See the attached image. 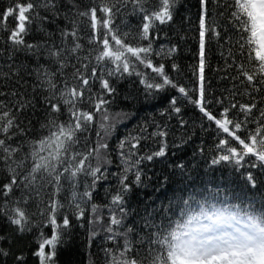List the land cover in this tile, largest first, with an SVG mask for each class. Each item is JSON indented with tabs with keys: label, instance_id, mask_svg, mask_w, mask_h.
<instances>
[{
	"label": "snow or ice",
	"instance_id": "6c2138e0",
	"mask_svg": "<svg viewBox=\"0 0 264 264\" xmlns=\"http://www.w3.org/2000/svg\"><path fill=\"white\" fill-rule=\"evenodd\" d=\"M63 2L64 10L61 9L62 0H10L0 11V60L5 61L0 64V87L10 86V83L19 85L8 92L0 90V97H8V100L0 99V162L9 177L0 186V216L16 226L20 233L31 231V218L21 204H28L33 195L40 196L46 186L51 189L45 193L46 201H42L44 222L37 238L38 251L34 253L39 264H55L57 245L63 242L64 234L70 229L71 219L81 222L83 227L86 213L90 238L103 232L105 241L114 245L104 249L105 264H264V222L259 218L242 227L218 232L211 226L192 229V222L200 224L201 218L182 220L184 211L181 210L178 219L165 217L167 222L159 224L149 219L153 215L149 213L144 218V227L149 231L143 235L133 227H125L128 212L124 196L128 191V174L131 172L135 182L140 184L139 165L167 154L170 133L166 123H146L136 133H129L120 140L116 155L122 171L116 176L117 192L106 205L99 206L93 200L97 185L109 178L108 140L115 126L126 118V114L113 113L109 108L116 92L111 78L119 80L125 74L138 76L145 95L153 98L165 88L176 89L179 97H173L161 115H167L169 120L175 115L181 128L187 123L180 116L181 98L198 109L202 120L214 122L218 135L215 150L223 154L214 158L213 164L228 161L241 167L248 155L264 164V0H215L216 6L228 5L230 28L225 31L231 32L224 37L220 52L225 64L219 70L226 73L220 79L232 82V87L224 90L227 95L223 97L212 96L211 80L207 75L211 41L216 40L219 45L221 40V32L217 30L219 24L210 16L213 0H198L196 35L193 36L197 50L193 54L194 63L189 65L191 81L187 85L178 84L163 63L165 59L172 60L171 69L179 72V64L172 59L177 54V45L154 47L160 38L159 25L173 20L180 0H88L83 10L77 0ZM41 10L48 15L42 16ZM129 15L139 19L135 32L122 31L116 24L117 16L126 18ZM187 19L191 22V17ZM61 20L63 27L59 24ZM34 23L36 32L44 38L29 41L26 38L32 34ZM45 23L54 24L56 32L47 30ZM121 23H126V19ZM82 31L84 36H81ZM5 32L7 36L3 35ZM56 35L58 40L53 39ZM82 39L91 46L87 53ZM17 54L32 58L36 64L30 68L26 60L17 61ZM153 56L161 62L155 63ZM41 59L51 61L55 69L41 64ZM73 60V72L68 76L65 70ZM140 66L151 72L138 70ZM233 68L234 75L229 72ZM24 76L34 77L36 83L32 85V92L39 88L47 93L42 98L46 119L41 122L35 138H26L29 151L17 157L24 144L13 146L9 143L15 135L25 131L16 122L17 116L36 106L34 96H25L27 81ZM58 77L62 78L61 84L57 83ZM97 81L100 90L93 92V82ZM237 96L247 97L249 102L237 100ZM209 105L220 106L221 110L214 113ZM65 112L67 119L61 120ZM251 124L256 127L250 129ZM150 127L151 132L148 131ZM201 127L203 129V125ZM94 129L95 138L92 139ZM242 129L246 133L244 138L238 134ZM219 131L237 140L243 150L238 152L230 141L219 138ZM190 138L182 136L171 147H182ZM149 139L158 147L139 155L141 141ZM248 140L251 144L246 142ZM81 141L83 147L78 148ZM248 179L251 181L254 177ZM65 186L69 192L65 197L67 205L59 199ZM16 190L21 191L19 198L13 196ZM183 204L188 206L189 200H183ZM60 217L62 222H58ZM203 219L211 221L212 216ZM44 226H51V238L43 233ZM134 231L136 241L132 239ZM136 243L145 248L137 250L133 256ZM46 246L50 248L47 253ZM0 255L6 257L8 252L0 249ZM17 261L23 264L24 257H17Z\"/></svg>",
	"mask_w": 264,
	"mask_h": 264
},
{
	"label": "trees",
	"instance_id": "16d2710c",
	"mask_svg": "<svg viewBox=\"0 0 264 264\" xmlns=\"http://www.w3.org/2000/svg\"><path fill=\"white\" fill-rule=\"evenodd\" d=\"M10 3V0H0V11ZM81 10L88 6V0H77ZM65 4L62 0L61 9L64 10ZM198 0H180L177 5L173 20L165 25H159V39L156 40L154 47L161 45H177V54L174 59L180 66L179 72H174L171 69L172 60L165 59V70L173 77L178 84L187 85L191 81V72L189 65L194 63L193 54L197 50V43L193 40L196 35L195 22L198 13ZM41 15H48V13L41 10ZM99 15V14H98ZM211 18L219 24L218 31L221 32V40L219 45L216 40H212L210 44V67L207 69V75L211 80V94L214 97H223L227 95L225 89L232 87V82L228 79H220L221 76L226 75L225 72L219 69L224 68V60L221 58L220 52L224 45V37L231 35V32H226V28H230L228 5L221 3L216 6L215 0L211 5ZM191 17V22L187 19ZM126 19V23H121ZM11 21V18H10ZM61 27L64 26V21H59ZM116 24L121 26L122 31L135 32L139 19L137 16L129 15L126 18L117 16ZM44 27L52 32H56V26L51 23H45ZM37 25H32V34L26 39L35 41L43 39L42 34L36 32ZM7 36L5 32L3 34ZM84 36V32H81ZM53 39L58 40V35ZM81 43L84 45L85 53L90 50L91 46L87 41L82 39ZM7 56V52H5ZM17 61H27L31 68L36 64V61L30 57H24L17 54ZM155 63H160V58L153 56ZM5 61L0 60V64ZM41 64L46 67L55 69V65L51 61L41 59ZM65 70L68 76L73 72L71 64ZM7 71V68L4 69ZM138 70L151 72L150 69H144L140 66ZM231 74H235V69H230ZM23 76L24 74L21 73ZM154 75V74H153ZM27 81L26 97H35V109H26L20 112L17 116V123L25 131L23 134L15 135L10 144L13 146L24 144L22 151L17 152L16 156L21 157L24 153L29 151L25 144L26 138H35L40 131V124L46 119L45 105L42 103V98L46 95L37 88L36 92H32V85L36 83L34 77L24 76ZM60 77L57 78V83L61 84ZM139 77L136 75L125 74L123 78L117 80L111 78L113 86L116 88L114 99L110 110L113 113L126 114V118L115 126L114 132L111 134L108 145L107 159L110 163L107 165L109 171V178L100 182L97 185L96 191L93 193L94 202L103 206L110 200L112 194H115L118 189L117 174L122 171L120 162L116 155L118 144L121 139L126 137L129 133H136L139 127L146 123L158 122L167 124L169 136L167 138L169 148L167 154L161 158H155L152 161H143L139 165L141 172V183L137 184L134 175L130 172L126 184L128 191L124 196V207L128 212V216L124 221L125 227H133L138 230L141 235L148 232L149 229L144 227V218L148 217L149 213H153L149 219L154 220L157 224L162 221L167 222L168 219H178L179 210L178 202L183 200L194 199V194L212 193L224 199H232L243 202L246 206L264 209V164L255 160V157L250 155L245 157L241 167H237L234 162L223 161L219 164H213L212 160L218 158L223 154L215 150L218 144V135L214 122L202 120V114L198 109L189 104L182 98L179 104L182 106L180 116L187 121L183 128L180 127L179 122L175 115L169 120L167 115L162 116L161 112L168 108L169 101L173 97H179L176 89L165 88L163 91L155 94V98L145 95L143 86L139 83ZM2 83V82H0ZM238 83V82H237ZM62 86V85H61ZM11 87L19 88V85L11 84L10 86L0 87V90L8 92ZM99 82H93V92L99 91ZM24 91V89H20ZM0 99L8 100V97H0ZM237 100H244L249 102L247 97L237 96ZM227 103V101H225ZM11 106V105H10ZM214 108V113H218L221 109L220 106L209 105ZM15 113V109H13ZM61 120L67 119V114L60 116ZM203 125V129L201 127ZM209 125H211L209 127ZM254 129L255 124L248 126ZM230 131L231 126L229 125ZM15 132L16 129H13ZM149 132L153 131L150 127ZM241 138H244L246 133L242 129L238 133ZM184 136L191 138L186 144L179 148H173L171 145L179 142V139ZM91 138H95V129L91 133ZM219 138L227 139L231 145L237 148L240 152L243 146L227 133L219 131ZM251 144V141H246ZM78 148L83 147V141L77 145ZM158 145L151 139L141 141L139 155H145L156 149ZM249 177H254L249 180ZM8 172L4 167L3 162H0V186L8 181ZM254 185V186H253ZM49 187H45L40 196H32L28 204H21V207L27 210L28 216L31 218V231L20 233L16 230V226L10 225L7 219L0 216V249L8 252L6 257L0 255V264H18L17 257L23 256V264H39V258L34 255L38 251L37 238L40 234L41 226L44 222V217L41 212L44 210V202L47 197L46 192L50 191ZM83 191V184L80 186ZM15 198L21 196V191L16 190L13 193ZM69 196L67 187L61 192L59 199L66 205L68 200L65 197ZM67 211V209H65ZM104 222H107V209H103ZM58 222H62V217L58 218ZM81 222L71 219L70 229L63 236V242L57 245L56 254L54 257L55 264H105V248H112L114 245L104 239V233L99 232L95 238H90V227L88 224V214H85L83 227L80 226ZM97 228L101 225H97ZM43 233L51 238V226H44ZM133 241L137 240V234L134 231L132 234ZM122 243V241H121ZM145 245L136 243L132 255L135 256L137 250L144 249ZM50 248L46 246L45 252H49Z\"/></svg>",
	"mask_w": 264,
	"mask_h": 264
},
{
	"label": "clouds",
	"instance_id": "9594fccd",
	"mask_svg": "<svg viewBox=\"0 0 264 264\" xmlns=\"http://www.w3.org/2000/svg\"><path fill=\"white\" fill-rule=\"evenodd\" d=\"M195 198L189 200V205L183 204V199L178 202V210L184 211L182 220L189 217H200L201 223L195 220L191 224L192 229L202 230L204 226H211L218 232L229 231L243 224L260 219L264 222V209L246 206L243 202L232 199H224L212 193L194 194ZM212 216V220L203 219L204 216ZM219 216V219H217ZM251 217V221L249 220Z\"/></svg>",
	"mask_w": 264,
	"mask_h": 264
}]
</instances>
